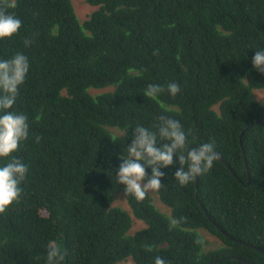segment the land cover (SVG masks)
Masks as SVG:
<instances>
[{"label": "trees", "instance_id": "obj_1", "mask_svg": "<svg viewBox=\"0 0 264 264\" xmlns=\"http://www.w3.org/2000/svg\"><path fill=\"white\" fill-rule=\"evenodd\" d=\"M87 1L96 10L81 22L73 0H10L22 26L0 40V60L28 58L10 111L27 116L29 135L0 166L16 158L28 171L0 214V264H46L53 240L61 264H264V122L240 141L264 120L251 63L264 0ZM149 85L164 91L146 97ZM161 116L180 122L188 149L213 143L217 159L181 186L174 156L163 187L137 201L116 172L134 129L158 133Z\"/></svg>", "mask_w": 264, "mask_h": 264}, {"label": "clouds", "instance_id": "obj_2", "mask_svg": "<svg viewBox=\"0 0 264 264\" xmlns=\"http://www.w3.org/2000/svg\"><path fill=\"white\" fill-rule=\"evenodd\" d=\"M16 5L10 0H0V40L11 38L22 26L21 20L8 12ZM31 44L30 39L24 41ZM253 68L264 75V49L255 51L252 58ZM29 72L28 58L16 53L10 59L0 60V159H7L15 153L22 141L28 139V118L22 113L10 111L16 104L19 89L24 84ZM164 89L158 85H149L144 95L155 98ZM167 91L173 97L180 92L176 82L167 85ZM134 138L127 147V156L120 158L122 163L116 172V179L124 185V191L137 201H143L150 193L158 192L162 187V168L174 166L173 158L178 157L180 167L174 173V180L186 186L195 178L212 169L217 159L213 143H203L197 148L186 147L187 138L179 121L164 116L160 117L158 133L137 126ZM168 141L159 146L157 137ZM36 137V142L40 141ZM151 168L150 177L146 169ZM27 166L19 159L12 158L0 166V214L5 213L22 194L21 184L27 174ZM179 221L173 220L174 226ZM64 255L55 240L47 246L46 264H61ZM154 264H166L165 259L156 257Z\"/></svg>", "mask_w": 264, "mask_h": 264}, {"label": "rangeland", "instance_id": "obj_3", "mask_svg": "<svg viewBox=\"0 0 264 264\" xmlns=\"http://www.w3.org/2000/svg\"><path fill=\"white\" fill-rule=\"evenodd\" d=\"M73 4H74L75 10L81 22H84L85 20H87L89 16L96 10V6L90 5L87 0H73ZM255 94L258 100L264 101V90L255 91ZM117 203H123L125 208L128 207V205L125 203V201L121 197L118 198ZM162 209L163 211L169 213V211L165 207H162ZM143 226L145 225L142 223H138L136 225V229H140ZM208 238H210V236H208ZM218 245H219V241H217V239H215V241L210 240L206 248L208 250H214L216 249L215 247H217ZM120 264H134V263L131 260H127Z\"/></svg>", "mask_w": 264, "mask_h": 264}, {"label": "water", "instance_id": "obj_4", "mask_svg": "<svg viewBox=\"0 0 264 264\" xmlns=\"http://www.w3.org/2000/svg\"><path fill=\"white\" fill-rule=\"evenodd\" d=\"M264 122V120L263 121H259V122H255V123H253L252 125H249V126H247L243 131H242V134H241V136H240V141L242 140V136H243V134L246 132V131H248V130H250L251 128H253V127H255V126H257V125H259V124H261V123H263ZM223 161L226 163V165H227V167L230 169V171L234 174V175H236V173L234 172V170L229 166V164H227V162L225 161V159H223ZM245 163H246V168H247V171H248V183L247 184H245V186H247V185H249V183H250V171H249V168H248V163H247V159L245 158ZM198 179V178H197ZM196 186L198 187V184H196ZM196 198L198 199V193H196ZM203 206V205H202ZM206 214H207V216H208V213H207V211H206ZM210 217V216H209ZM216 224V223H215ZM254 248H256L257 249V247H254ZM250 264H254V263H250Z\"/></svg>", "mask_w": 264, "mask_h": 264}]
</instances>
